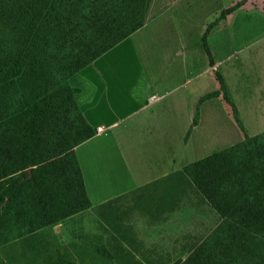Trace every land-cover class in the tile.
<instances>
[{
	"label": "rangeland",
	"instance_id": "1",
	"mask_svg": "<svg viewBox=\"0 0 264 264\" xmlns=\"http://www.w3.org/2000/svg\"><path fill=\"white\" fill-rule=\"evenodd\" d=\"M239 1L152 0L139 31L69 80V85L79 90L75 96L79 110L82 90L86 95L110 99L132 95L138 101L148 96L150 89L166 92L162 103L166 108L155 104L135 118L132 132L123 133L122 125L112 136L106 134L79 147L75 156L90 206L74 210L61 206L58 212L69 210L71 216L57 225L11 233L12 240L1 242L0 264H113L112 249L121 246V241L114 236L110 224L132 221L137 236L142 238L150 233L142 221L148 226L157 223L150 218L145 221L132 208V199L147 184L142 182L148 176L146 161L155 153L154 142L162 133L167 134L168 151L156 172L164 175L162 179L166 177L167 183L159 180L156 187L149 189L159 188L160 201L167 193L172 196L167 190L175 173L242 144L247 138L264 134V2L244 0L241 9ZM219 3L222 7L218 8ZM212 6L218 8L219 20L227 18V22L220 31L206 36L208 52L202 37L210 25L218 24L217 20L205 21ZM225 56L229 58L223 62ZM84 70L90 84L87 80L84 83ZM122 99L125 98L121 102L118 99L119 106ZM125 105L120 108L121 116ZM95 109L98 113L107 106ZM196 110L197 126L185 141ZM100 121L104 124L103 118ZM139 134L148 137L147 149L140 147L143 140L139 142ZM136 181L141 183L131 192L98 203ZM195 196L181 199L177 217H171L160 231H151L154 238H164L160 241L166 244L165 264L185 261L189 254L181 250L180 244L201 243L220 223L218 214L208 205H195ZM123 264L131 263L124 260Z\"/></svg>",
	"mask_w": 264,
	"mask_h": 264
},
{
	"label": "trees",
	"instance_id": "2",
	"mask_svg": "<svg viewBox=\"0 0 264 264\" xmlns=\"http://www.w3.org/2000/svg\"><path fill=\"white\" fill-rule=\"evenodd\" d=\"M151 2L0 0V245L13 239L11 233L71 216L58 212L61 206H90L73 150L95 131L69 80L139 31ZM212 27L202 37L206 51ZM175 174L167 190L173 197L167 193L160 202L166 213L196 195L195 205H208L220 218L205 240L187 244L188 258L176 264H264V134ZM136 200L142 202L133 207L140 209L145 201ZM122 246L125 253L111 256L115 264H123L124 255L131 264H158Z\"/></svg>",
	"mask_w": 264,
	"mask_h": 264
},
{
	"label": "crops",
	"instance_id": "3",
	"mask_svg": "<svg viewBox=\"0 0 264 264\" xmlns=\"http://www.w3.org/2000/svg\"><path fill=\"white\" fill-rule=\"evenodd\" d=\"M243 1L244 0H241L238 2V4L242 2L241 3L242 5L240 6L241 9L247 0L244 2ZM256 1H259V0H256ZM262 2H264V0H260V3H262ZM178 3H182V2H178ZM178 3H176V5ZM216 7H218V8L222 7V4L219 3V5H216ZM218 8H214V6H212L211 9L208 10L207 18L205 19V21H208V22H213L216 20L218 21V24L212 27V29L208 33V36H212L216 32V30L220 31L219 29L223 28L225 22H227V18L226 19L223 18L224 19L223 21L219 20L220 15L219 16L217 15ZM149 10H150V8H149ZM179 53H183V51H179ZM224 58L225 59L223 60V62L228 60L229 56H225ZM98 60H96L95 62H97ZM95 62H93L88 67L94 66L93 64ZM214 63H216V60H214ZM85 71L86 70H84L82 73L84 83L87 80V83L90 84V80H91L89 78L90 76L88 74L84 73ZM151 91L152 90L150 89V93H148V96H145L141 101H138L137 98H134L132 95L131 96L125 95V97H120V98H118L120 102H121V100H120L121 98H125V99H122V105L119 106V102H118L117 97H115V99H110V97L99 96L97 94H91V95L87 94L86 95L85 93H83V90H82V99H81V104H80V110H81L82 115L84 116L85 120L89 123V125L93 129L96 130L98 127H102L104 132L99 133V134L95 133V135L91 139H89L86 142L79 145L75 149V154H76L77 150L79 149V147L87 145L89 142L93 141L94 139L101 138V137H103V135H106V134L109 137H110V135L112 136L114 131L122 125H123V129H122L123 133L132 132L133 125L136 123L135 118L139 114L147 112L155 104H157V106H161V107L163 106V108H166V107H164V104H162V103L165 101V99L167 97V95H166L167 93L166 92L156 93V92H151ZM124 103H126V105L124 106V112L125 113L123 116H121L120 108L122 109ZM101 105H104L105 107L107 106V109H100L97 113V111H96L97 109H95V108L96 107L98 108ZM101 118H103V120H104L103 122L105 125L100 123ZM140 135L141 134H139V136H138L139 142L141 140H143V144H140V147L141 148L144 147L147 149L148 148L147 145L150 141H149L148 137L146 138V137H143ZM167 140H168V137H167L166 133H162V135H160V137H158L155 140V142H154L155 144L153 146V150H155V153L149 155V158L146 161V164H147V166H146L147 171L146 172H147L148 176H146V178H144L142 180V182H147V184L143 185V187H140V189L138 190V192H140V193L134 194V197L132 199L133 200L132 201L133 206H134V203L142 202L139 200L137 201L136 199L140 198L141 200H144L145 204H140L138 206L140 209H136L134 207H132V208H134L136 210V212L141 215L142 218L144 217L143 219L145 221H146V219L150 218L149 220H153V221L155 220L157 223L154 225L148 226L145 222L142 221V224L144 225L143 228L150 231V233H148V235H145V237H142V238L137 236L136 231H135V230H137V228L134 229V227L132 225L133 224L132 221H130L129 223L116 222V223L110 224L111 230L113 231L114 236H116L121 241V246L117 245L116 248L112 249L113 255H114V251L121 253V254L125 253L126 251L123 252L124 250L122 248L123 247L122 245H124L127 250L132 251V253L136 256V258L138 260L139 259L153 260V261H156V263L158 262V264H165L168 260V254H167L166 249L164 247V245H166V244L164 243V245H162V241H160L164 238L161 235H158V236H156V238H154V234L151 233V231H156V229H158L160 231L164 225L169 224L173 218L175 219L177 217V214H175V213L178 211L179 208L174 213H172L171 215L168 212L166 213L165 208H164V204L160 203L162 201H160L161 196L159 195L160 193H158L160 191V190H158L159 188H156L153 191L149 190V189H152L153 187H156L157 184L155 182H158L159 180H164V183L165 184L167 183V178L165 177L164 179H162L164 177V175H161V174L156 172L157 165H159L161 159L164 156V153H166L168 151V149H167L168 141ZM142 151H143V154L145 155L146 152H144V149H142ZM77 161H78V159H77ZM78 164H79V162H78ZM79 167H80V165H79ZM80 170H81V168H80ZM138 183H141V182L136 181L134 184H131L130 186L129 185L126 186V188H124L123 190H120L116 194H112L110 196H107L106 198L102 199L98 203H102L103 201H107L108 199H112V198L117 197L121 194L129 193V192H131L132 187L135 185L137 186ZM84 184H85V181H84ZM163 192H164V190L161 191V193H163ZM152 200H155L156 203H154V204L150 203V201H152ZM176 201L177 200H175V202ZM132 203H131V205H132ZM106 204H108V203H106ZM128 207H130V206H128ZM132 208L130 207L129 209L131 210ZM163 211H165V212H163ZM171 217H173V218L171 219ZM154 239H156V240H154ZM124 241H127V243H128L127 246L125 245ZM188 245H191V244H188ZM113 246H116V245L114 244ZM186 246H187V243H181L180 244L181 250L186 252L187 251ZM132 247L134 248V250L132 249ZM122 258H126L125 261L132 262L129 255H124ZM110 261H113L111 259V257H110ZM113 264H115V261H113Z\"/></svg>",
	"mask_w": 264,
	"mask_h": 264
},
{
	"label": "built area",
	"instance_id": "4",
	"mask_svg": "<svg viewBox=\"0 0 264 264\" xmlns=\"http://www.w3.org/2000/svg\"><path fill=\"white\" fill-rule=\"evenodd\" d=\"M96 132L99 134V133H102L103 132V128L102 127H98L97 129H96Z\"/></svg>",
	"mask_w": 264,
	"mask_h": 264
}]
</instances>
